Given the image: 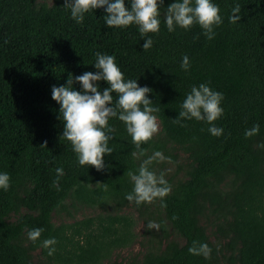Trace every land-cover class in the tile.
Returning <instances> with one entry per match:
<instances>
[{
    "label": "trees",
    "instance_id": "1",
    "mask_svg": "<svg viewBox=\"0 0 264 264\" xmlns=\"http://www.w3.org/2000/svg\"><path fill=\"white\" fill-rule=\"evenodd\" d=\"M174 2L164 0L160 31L142 37L136 25L109 28L104 8L77 23L64 0L51 5L0 0V173L10 176L9 189H0V264H34L39 250L47 264H105L114 251L134 244V222L119 214L59 226L54 222L69 208L119 213L144 206L126 199L134 186L127 173H137L140 163L131 155L137 149L118 117L108 121L113 152L105 155L101 171L80 166L62 137L52 86L66 85L70 75L95 72L97 52L113 55L125 80L152 89L148 98L160 109L153 114L166 142L191 161L188 179L161 201L167 221L185 243L148 252L142 264H264V0H212L222 23L211 40L199 25L167 30L163 12ZM236 4L241 18L232 23ZM125 5L130 8L129 0ZM149 38L153 45L143 50ZM185 55L187 71L180 66ZM201 83L224 96L223 115L214 122L223 128L219 137L204 121L173 122L191 88ZM98 84L101 91L107 87L104 81ZM80 87L73 83L74 90ZM112 95L114 105L117 95ZM256 124L259 133L245 138ZM154 144L152 138L141 145L145 154ZM57 168L64 169L58 188L53 186ZM206 217L217 221L220 247L201 224ZM33 228L45 230L36 242L27 237ZM51 238L57 243L49 256L42 242ZM194 240L208 244L210 259L188 252Z\"/></svg>",
    "mask_w": 264,
    "mask_h": 264
},
{
    "label": "clouds",
    "instance_id": "2",
    "mask_svg": "<svg viewBox=\"0 0 264 264\" xmlns=\"http://www.w3.org/2000/svg\"><path fill=\"white\" fill-rule=\"evenodd\" d=\"M129 4L130 8L126 7L125 0H64V7L70 9L71 18L77 23L83 22L86 13L104 8L106 12L104 22L109 28L121 29L136 25L142 37L160 31L164 0H129ZM240 12L241 7L236 4L232 9L230 22H238L241 17L237 14ZM163 17L170 33L177 27L189 30L193 25H199L209 40L215 36L214 28L222 23L220 9L212 0H175L164 9ZM152 45V39L145 40L143 50L150 49ZM95 55V72L86 71L74 79L72 75L68 76L66 85L52 86L51 96L60 105L58 119L63 121L62 137L71 143L79 165L91 166L101 171L105 168V155H111L113 152L108 146L109 141L113 139V136L109 135L113 132L108 124L109 119L118 117L124 123L137 149L131 155L139 159L145 155L141 145L152 140L159 131V121L153 113L160 109L153 107V101L148 98L152 89L139 86L137 80H125L113 55L99 52ZM180 66L184 71L190 68L187 55L183 56ZM100 81L107 83V87L102 91L98 84ZM74 82L81 86L79 91L73 89ZM112 93L117 95L114 105ZM223 99V94L213 91L208 84L193 86L181 105L179 116L173 119V122L186 126L181 121L192 119L204 121L211 125L208 131L219 137L223 134V128L216 127L214 122L223 115L221 107ZM259 130V124L254 125L245 132V138L257 135ZM46 144L45 141L41 146L46 147ZM260 147H264V144ZM166 159L168 158L161 152H154L141 162L137 173L132 171L127 173L134 185L132 192L126 195L129 202H135L137 206L143 203L151 204L157 199L163 201L170 194L171 186L164 178V174L157 175L150 170V165L154 161L163 162ZM56 175L57 179L53 181V186L58 188L64 169L57 168ZM9 187L10 176L7 173H0V189L7 191ZM161 206L166 207V204L162 203ZM147 228L159 230L160 226L155 221H149ZM44 231L43 228L30 229L27 237L30 241L36 242ZM56 243L55 238L43 240L42 247L48 249L49 256L54 254L55 248L52 246ZM188 252L210 259L212 250L207 243L194 240Z\"/></svg>",
    "mask_w": 264,
    "mask_h": 264
},
{
    "label": "rangeland",
    "instance_id": "3",
    "mask_svg": "<svg viewBox=\"0 0 264 264\" xmlns=\"http://www.w3.org/2000/svg\"><path fill=\"white\" fill-rule=\"evenodd\" d=\"M46 2L51 5L53 0H46ZM153 139L155 141L153 149L140 157L138 162L141 164L144 159L152 156L154 152L159 151L168 159L163 162L154 161L150 165V170L156 172L157 175L163 173L164 178L171 188L179 182L188 179L191 161L189 160L188 155H186L181 149L166 142L160 121L159 131L153 136ZM69 209L70 213L63 212L55 215L54 222L56 225L74 224L91 218L98 219L99 216L105 218L109 214L126 216L134 222L132 227V231L136 236L134 244L130 247L114 251L111 260L106 261L105 264H142L143 258L148 252H159L160 250H164L170 242H175L181 246L185 243L183 238L178 235L172 225L167 221L164 211L161 208L160 199L155 200L151 204L144 203V206L141 207V209H138L135 206L126 207L119 213L114 210L102 211L100 209L90 208H82L78 210L73 208ZM149 221H155L158 223L160 226L159 230H149L147 228ZM201 224L206 228L211 241L216 246L220 247L222 242L217 236V221L215 218H203L201 219ZM33 262L34 264H47L48 261L39 250L34 253Z\"/></svg>",
    "mask_w": 264,
    "mask_h": 264
}]
</instances>
